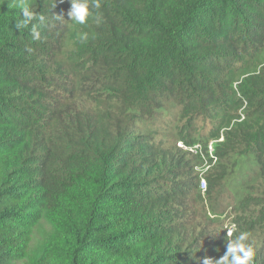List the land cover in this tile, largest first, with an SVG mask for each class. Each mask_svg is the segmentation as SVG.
Instances as JSON below:
<instances>
[{"label": "trees", "instance_id": "1", "mask_svg": "<svg viewBox=\"0 0 264 264\" xmlns=\"http://www.w3.org/2000/svg\"><path fill=\"white\" fill-rule=\"evenodd\" d=\"M15 3L0 0V264H203L232 224L264 264V0H99L86 25L70 0H28L21 29ZM177 142H215L204 193L205 162Z\"/></svg>", "mask_w": 264, "mask_h": 264}, {"label": "clouds", "instance_id": "2", "mask_svg": "<svg viewBox=\"0 0 264 264\" xmlns=\"http://www.w3.org/2000/svg\"><path fill=\"white\" fill-rule=\"evenodd\" d=\"M70 4L68 16L75 24L86 25L90 17H94L97 23L100 22L102 14L98 11L100 8L99 0H94L91 4L90 0H70ZM15 6L19 8L22 17L16 24L17 29L26 28L33 20L37 19V14L31 10L28 0H16ZM93 9L97 11L94 12ZM57 18L62 17L57 16ZM39 20L43 21L44 17L39 16ZM31 34L33 39H40V34L35 25H32ZM78 36L82 42L88 39V33L86 32H80ZM28 51H31V49L29 48ZM236 231L237 226L235 224H232L227 229V236L230 239L226 242V252L224 255L216 260L206 257L203 259V264H253L254 249L250 244L246 243L249 233L241 231L234 239L231 238Z\"/></svg>", "mask_w": 264, "mask_h": 264}, {"label": "built area", "instance_id": "3", "mask_svg": "<svg viewBox=\"0 0 264 264\" xmlns=\"http://www.w3.org/2000/svg\"><path fill=\"white\" fill-rule=\"evenodd\" d=\"M177 147L191 153L192 155L199 156L205 163L204 166L206 168H209L208 163L206 162L207 158L213 160H216L215 154H214V148L212 147L211 143H209L205 150H203V146L200 144L193 145L191 147H187L184 143L178 142ZM203 172H200V190L204 193L207 188L206 180L203 178Z\"/></svg>", "mask_w": 264, "mask_h": 264}, {"label": "rangeland", "instance_id": "4", "mask_svg": "<svg viewBox=\"0 0 264 264\" xmlns=\"http://www.w3.org/2000/svg\"><path fill=\"white\" fill-rule=\"evenodd\" d=\"M212 147L214 148L215 142H210ZM217 160H213L215 163ZM207 170L206 166H203L202 168H199L197 172H204L202 170ZM230 192L226 193L225 196H228ZM51 232L50 226L46 222H41L37 228L34 230L32 234V240L29 247V253L31 254H37L45 241L47 240L49 234ZM16 264H24V261L18 262Z\"/></svg>", "mask_w": 264, "mask_h": 264}]
</instances>
